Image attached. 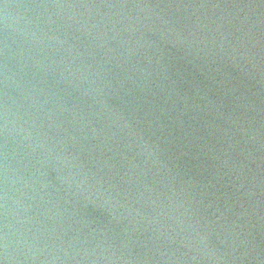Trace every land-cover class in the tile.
Here are the masks:
<instances>
[{
	"label": "water",
	"instance_id": "1",
	"mask_svg": "<svg viewBox=\"0 0 264 264\" xmlns=\"http://www.w3.org/2000/svg\"><path fill=\"white\" fill-rule=\"evenodd\" d=\"M61 264H264V20L168 154Z\"/></svg>",
	"mask_w": 264,
	"mask_h": 264
}]
</instances>
